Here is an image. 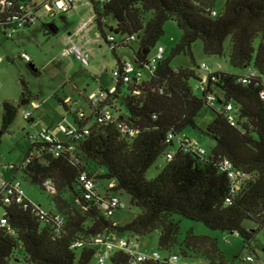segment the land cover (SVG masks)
Instances as JSON below:
<instances>
[{
  "label": "trees",
  "instance_id": "trees-1",
  "mask_svg": "<svg viewBox=\"0 0 264 264\" xmlns=\"http://www.w3.org/2000/svg\"><path fill=\"white\" fill-rule=\"evenodd\" d=\"M7 1L11 6L0 13V35L7 39L12 38L11 21L21 8L40 13L54 2ZM216 1L91 0L98 37L102 36L114 53L119 47L131 48L132 64L142 76L133 75L127 82L113 79L110 88L91 92L103 94L97 101L84 92L78 100L58 98L72 117L74 133L65 134L66 141L30 137L32 144L21 167L8 168L14 174L0 190L1 217L6 220L5 225L0 224V264H90L97 250L96 238L116 232L139 241L156 230H160V250L170 254L161 261L137 264H173L169 257L176 255L171 250L179 243L180 231L176 216L211 231L236 233L246 245L251 244L256 232L246 229L244 222L264 224V0H226L220 12L215 10ZM71 9L72 5L55 17L48 13L49 24L42 23L40 17L21 30L41 23L46 35L55 34L54 18L65 19ZM169 20L182 30L181 39L150 71L149 54ZM198 41L206 55L227 58L243 73L221 68L203 82L193 69L174 68L173 59L192 57V47ZM134 42L139 44L137 49L132 47ZM126 62L118 58L115 69L122 70ZM29 69L39 75L33 64ZM248 69L254 74L243 82ZM192 80H197L194 87ZM23 99H28L27 93ZM80 100L88 104L89 111ZM228 105L232 111L227 110ZM204 109L213 110L215 117L203 130L197 118ZM17 113L15 104L3 103L2 133L8 131ZM230 114L234 124L228 119ZM31 115L25 120H32ZM187 128L211 138L215 144L210 151L201 146L205 151L201 154L191 148L193 139L182 135ZM160 157L165 165L155 178L147 179L148 170ZM225 161L230 170L221 168ZM18 170L51 195L56 210L37 207L26 197L17 202L8 195L9 187L19 182ZM82 175L93 180L92 193L86 190ZM99 180L115 184L100 192ZM47 182L54 193L47 190ZM67 193L72 201L66 198ZM120 193L129 195L131 205L141 210L125 224L111 219L122 205L113 215L102 207L103 201L112 198L121 202ZM182 245L187 250H181L184 256L190 251L191 257L208 264H227L217 240L209 236L190 231ZM108 260L134 264V256L126 251L115 252Z\"/></svg>",
  "mask_w": 264,
  "mask_h": 264
},
{
  "label": "rangeland",
  "instance_id": "rangeland-1",
  "mask_svg": "<svg viewBox=\"0 0 264 264\" xmlns=\"http://www.w3.org/2000/svg\"><path fill=\"white\" fill-rule=\"evenodd\" d=\"M98 2L99 0H94ZM226 0H217L215 10L220 12ZM93 16L91 0H75L73 8L65 15V19L56 17L53 23L58 28V32L46 35L41 23L13 32V37L7 39L0 35V176L10 179L14 171L8 168L16 166L18 169L24 162L25 156L31 146L30 137L39 135L42 131L48 130L50 134L59 141H66L65 133L61 131V126H70L72 117L58 98L65 99L72 97L78 100L80 92L87 95L91 92H98L101 87L110 88L114 85L113 70L118 64V58L122 61L133 62V52L129 47H119L114 53L104 38H99L96 43L98 30L95 23L91 22L89 27H84L90 22ZM42 23L49 24L48 18H42ZM84 28L81 34L86 35L83 46L91 51V58L88 65H83L74 56H62V51L68 43V37L77 36L78 29ZM164 35L159 39L157 46L150 52L152 58L158 47L164 49L163 56L170 53L181 39L182 30L175 21L169 20L164 27ZM77 38V37H76ZM77 42V41H76ZM229 41L226 42L228 46ZM138 42L132 43L134 49L138 48ZM26 53L30 60H23L21 54ZM192 57L179 55L172 61L174 68L184 67L196 71L205 78L215 70V63L219 62L222 69L227 72L242 74L243 71L233 68L229 60L218 59L208 56L203 51V43L196 42L192 47ZM210 63V68H202V64ZM33 64L39 71V75H34L29 65ZM197 80H192L194 87ZM28 94V99H23V94ZM15 104L18 113L15 121L8 131L2 133L1 118L3 113V103ZM33 103H38L39 108L35 109ZM84 110L89 111L88 104L84 100L79 101ZM74 110V109H73ZM31 112L32 120L24 119V114ZM215 113L211 109H204L197 118V125L200 129L214 120ZM193 140H198L200 145L208 152L214 146V141L205 136L199 130L187 128L182 133ZM165 165L164 157H160L157 162L148 170L147 179H153L161 168ZM16 180L21 183V188L25 197L35 206L44 210H56L51 195L40 187L31 184L25 179L21 170L16 174ZM115 181L99 180L98 190L104 192L110 184ZM122 202V209L117 211L111 218L119 224H125L140 214L141 210L133 207L130 203V196L125 193L118 194ZM66 198L72 201L73 197L69 193ZM3 210L0 208V217ZM180 223L178 234V244L171 250L172 254L178 256L175 264H191L192 262L205 263L202 258L191 257L192 253L184 256L181 250H186L182 245L187 233L192 231L196 236H205L217 240L219 250L225 257L227 264H264V224L259 226L255 222L245 221L244 227L248 230H255V236L250 245H246L243 239L236 233L211 231L203 224L193 222L186 218L176 216ZM160 230H156L149 235L139 237L143 252L150 253L158 251L162 257H166L170 252L160 250L158 240ZM125 237V234L112 232L109 235L110 241ZM187 251V250H186ZM247 256L256 259V263H249L245 260ZM90 264H99L96 256ZM104 264H114L107 260Z\"/></svg>",
  "mask_w": 264,
  "mask_h": 264
},
{
  "label": "built area",
  "instance_id": "built-area-1",
  "mask_svg": "<svg viewBox=\"0 0 264 264\" xmlns=\"http://www.w3.org/2000/svg\"><path fill=\"white\" fill-rule=\"evenodd\" d=\"M75 0H54L52 5L46 4L45 5V10L41 11L40 13H35L34 8H21V13L13 17L12 19V28L9 31V37H13V32L17 30H21L24 28V26L27 25H33L34 23L37 22V20L41 18H45L48 13H50L51 16H54L62 11H66L70 5H72L73 8V3ZM100 1H105V0H100ZM11 3L7 0H0V13L3 11L4 8L10 7ZM214 15L216 14L215 12L213 13ZM98 36V35H97ZM99 38V37H98ZM110 40H114V38L111 36L109 37ZM164 54V49L162 47H159L157 49L156 54L152 57L149 69L150 71L155 68V65L158 60L162 59ZM62 56H74L77 60H79L83 65H88L90 58H91V51L89 48L82 46L78 44L74 39H69L66 47L62 51ZM21 58L24 60H30L29 56L26 53L21 54ZM212 65L210 63L208 64H202V68H210ZM222 68L220 63H215V70H220ZM213 71V72H214ZM211 72V73H213ZM253 71L248 69L246 76L242 79L243 82L246 81V79L250 76L253 75ZM133 75L136 76H142V74L137 71L134 68V65L130 62H126L123 65V69H114L113 70V79L118 80L121 79L124 82L129 81V78ZM203 82L206 80L205 78H201ZM103 96L102 93H91L90 98L93 99L94 101H97L100 96ZM209 101H213L212 98L210 97ZM33 106L35 109L39 108L38 103H33ZM228 111H232V106L228 105L227 106ZM30 116V112H27L24 114V119H27ZM111 118L110 114L106 113V119L109 120ZM228 119L231 121L232 124H234V117L233 115H229ZM61 131L64 132L65 134L71 136L74 133V128L71 126H61ZM42 138H44L46 141H52L54 137L50 134L48 130L42 131L39 134ZM38 135H34L31 138H35ZM190 147L199 150L201 154H204V149L201 147L199 142L197 140H192L190 141ZM186 150V149H185ZM222 169H231V165L229 162L225 161L223 165L221 166ZM239 175V173H237ZM81 181L84 183L86 190L89 193H92L94 190V182L91 179H88L85 175L81 176ZM47 190L50 193H54V187L52 186L51 182H47L45 184ZM4 187H7V180L4 179L2 176H0V190ZM8 195L15 197L17 202H22L23 198L25 197L24 192L21 188V183L20 182H15L13 185H11L8 189ZM88 198H90V195H87ZM5 201L8 202L9 198L7 195H5ZM122 204L118 198H112L111 200H105L102 203V207L108 215H113L114 211L116 208L120 207ZM0 224L5 225L6 220L2 217H0ZM97 244V250L95 253V256L98 260L99 264H104L115 252L118 251H126L131 253L134 256L133 263H144L146 261H161L163 260V257L160 255L159 252H151V253H144L141 250V244L138 240L136 239H127V238H120L116 242L109 241L108 238L105 237H98L95 240ZM178 260V256L173 255L169 257V261L173 264H175ZM245 260L249 263H256V259L252 256H247Z\"/></svg>",
  "mask_w": 264,
  "mask_h": 264
},
{
  "label": "crops",
  "instance_id": "crops-1",
  "mask_svg": "<svg viewBox=\"0 0 264 264\" xmlns=\"http://www.w3.org/2000/svg\"><path fill=\"white\" fill-rule=\"evenodd\" d=\"M92 22V18L90 19V22L88 23V24H85L84 25V27H89L90 26V23ZM84 28L82 27V28H80V29H78V34H77V36H71V35H69V37H68V40L71 38V39H74L75 41H77V43L78 44H80V45H82L83 46V44H82V42H83V40L86 38V35H84V34H81L80 35V33H81V31L83 30ZM77 37V38H76ZM96 43H99V38H98V36L96 35V41H95ZM86 47V46H85ZM101 89V88H100ZM99 89V90H100ZM205 236H208V235H205ZM108 238H109V236H108ZM118 239H120V238H117L115 241H117ZM142 250V249H141ZM156 251V250H155ZM203 262H205V263H198V262H192L191 264H208L207 263V261L206 260H204ZM189 264V263H188Z\"/></svg>",
  "mask_w": 264,
  "mask_h": 264
},
{
  "label": "water",
  "instance_id": "water-1",
  "mask_svg": "<svg viewBox=\"0 0 264 264\" xmlns=\"http://www.w3.org/2000/svg\"><path fill=\"white\" fill-rule=\"evenodd\" d=\"M52 31H53V32H56V30H54V29H52ZM34 70H36V69H34Z\"/></svg>",
  "mask_w": 264,
  "mask_h": 264
},
{
  "label": "flooded vegetation",
  "instance_id": "flooded-vegetation-1",
  "mask_svg": "<svg viewBox=\"0 0 264 264\" xmlns=\"http://www.w3.org/2000/svg\"><path fill=\"white\" fill-rule=\"evenodd\" d=\"M33 74H36V72H34V71H31Z\"/></svg>",
  "mask_w": 264,
  "mask_h": 264
}]
</instances>
